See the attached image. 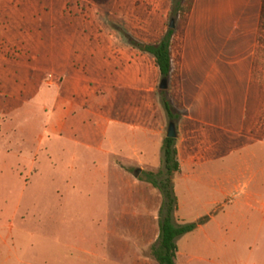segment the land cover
Here are the masks:
<instances>
[{"label": "rangeland", "instance_id": "374dc122", "mask_svg": "<svg viewBox=\"0 0 264 264\" xmlns=\"http://www.w3.org/2000/svg\"><path fill=\"white\" fill-rule=\"evenodd\" d=\"M179 1L0 0V249L23 261L14 264H136L139 250L143 264H158L151 247L163 193L148 178L165 176L163 99L177 132L186 114L223 126L199 135L194 173L172 176L175 222L210 215L176 239V264H264V217L247 219L242 204L245 191L264 199V28L263 64L247 75L244 63L219 62L216 111L189 112L177 89ZM171 20L174 60L162 92L154 56L136 45L159 42ZM240 32L230 24L211 41H239ZM78 81L94 99L55 112L75 90L78 101L90 98Z\"/></svg>", "mask_w": 264, "mask_h": 264}, {"label": "crops", "instance_id": "0c3cea01", "mask_svg": "<svg viewBox=\"0 0 264 264\" xmlns=\"http://www.w3.org/2000/svg\"><path fill=\"white\" fill-rule=\"evenodd\" d=\"M260 11L261 0H194L191 12L184 25L183 41H180V53L177 58V89L182 109L187 108V111L190 112L195 106L196 112L216 111L217 88L214 82L217 76L220 75V71L217 68L219 62L224 60L229 64L244 63L246 64L244 71L247 75L251 73L252 68L255 70V64H263V57L260 60L257 55L256 41L259 30ZM230 24L233 30H241L236 37L239 41H211L214 36L218 37L216 35L218 32ZM173 58L174 55L172 54V66ZM80 83L79 81L76 82L77 89L85 87L90 92V98H88L89 96H85V99L78 101L75 95L79 91L75 90L73 96L65 99L62 107L55 112L65 111V105H67L68 100L71 101L69 107L73 108L72 99H75L77 103L76 108L81 110L82 105L94 99L93 91L88 89L85 84L80 86ZM189 88L195 92L189 93ZM202 99L205 101L203 104L201 103ZM72 117L75 119L74 116ZM80 124L84 125L82 122ZM88 126L90 135H95L96 138L102 137L94 133V127L91 123ZM206 126L212 129L223 127L211 120L203 119L198 114H186L185 117L183 116L178 128L177 137L175 138L177 160L179 163V169L176 171L175 176H188L197 170L196 166L203 159L199 149V145L201 144L199 135L205 133L204 128ZM69 130L76 134L75 129H71L70 126H66L63 132ZM40 139H43V136ZM89 142L91 144L94 140L91 139ZM96 144H102V142L100 141ZM11 150L6 149V152H10ZM244 197L247 203L242 204L246 207L247 219L249 217L254 219L258 215L264 217V199H260L259 193L245 191ZM139 238L141 239L140 236ZM1 240L2 244L9 245L10 243L9 235L5 238L1 235ZM12 252L13 250L10 248L6 250L0 249V264L23 262L21 258L13 259ZM139 252L136 257L137 259H135L136 264H143L142 253L140 250Z\"/></svg>", "mask_w": 264, "mask_h": 264}, {"label": "trees", "instance_id": "16d2710c", "mask_svg": "<svg viewBox=\"0 0 264 264\" xmlns=\"http://www.w3.org/2000/svg\"><path fill=\"white\" fill-rule=\"evenodd\" d=\"M194 0H181L177 3L175 12L184 16L187 20L191 12ZM259 31L264 28V0H261ZM173 28H168L166 35L159 42L150 44L138 43L136 46L142 51L148 52L154 56L155 64L158 67L163 78H168L172 68V39ZM164 90H162L163 92ZM163 104L170 120L176 121L178 116L174 114L172 106L167 99H163ZM175 138L165 137L162 151L165 175L159 180L149 177V181L158 187L163 193V203L160 207L159 234L157 241L151 247V254L158 264H176L177 245L176 239L188 232L198 228L206 223L210 216L205 215L194 222L177 224L174 220V214L178 209L177 197L174 192L172 176L179 169L177 160V150L175 147Z\"/></svg>", "mask_w": 264, "mask_h": 264}, {"label": "water", "instance_id": "95a60500", "mask_svg": "<svg viewBox=\"0 0 264 264\" xmlns=\"http://www.w3.org/2000/svg\"><path fill=\"white\" fill-rule=\"evenodd\" d=\"M170 28L174 27V21L171 20L169 24ZM168 87V80L167 78H162L159 84V88L161 90H165ZM166 137H171V138H176L177 137V131H176V123L175 121L171 120L168 124L167 132H166ZM140 172V169L135 170V176H138V173Z\"/></svg>", "mask_w": 264, "mask_h": 264}]
</instances>
